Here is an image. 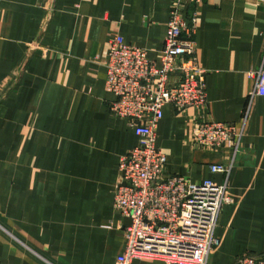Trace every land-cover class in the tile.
<instances>
[{
  "label": "crops",
  "instance_id": "obj_1",
  "mask_svg": "<svg viewBox=\"0 0 264 264\" xmlns=\"http://www.w3.org/2000/svg\"><path fill=\"white\" fill-rule=\"evenodd\" d=\"M170 0H0V264H116L131 221L113 205L119 158L138 142L113 117L104 89L108 42L120 36L159 65ZM206 104L163 109L156 146L166 176L191 183L224 177L228 151L199 149L195 122L233 125L240 152L228 176L219 246L210 264L264 257V0L191 6ZM132 264H164L139 259Z\"/></svg>",
  "mask_w": 264,
  "mask_h": 264
},
{
  "label": "built area",
  "instance_id": "obj_2",
  "mask_svg": "<svg viewBox=\"0 0 264 264\" xmlns=\"http://www.w3.org/2000/svg\"><path fill=\"white\" fill-rule=\"evenodd\" d=\"M203 0H170L166 35L159 65L144 49L128 45L122 37L108 42L104 89L113 95L110 114L133 130L137 144L119 158L114 209L131 221L125 229V249L116 264L139 259L164 264H210L219 246L218 217L231 204L228 176L240 152L241 134L233 125L195 122L189 131L192 145L203 150L228 151V164L211 165L224 180L191 183L166 176V157L156 146V129L163 109L183 113L206 104L205 72L198 64L194 35L196 17L191 6ZM250 98L264 96V70L251 73ZM234 264H264V257L243 255Z\"/></svg>",
  "mask_w": 264,
  "mask_h": 264
}]
</instances>
